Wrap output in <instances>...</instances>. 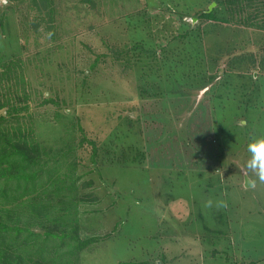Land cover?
Wrapping results in <instances>:
<instances>
[{"label": "rangeland", "instance_id": "obj_1", "mask_svg": "<svg viewBox=\"0 0 264 264\" xmlns=\"http://www.w3.org/2000/svg\"><path fill=\"white\" fill-rule=\"evenodd\" d=\"M54 1L51 21L41 0H0V58L24 59L41 140L61 128L46 98L82 116L77 173L96 201L80 205L79 235L99 238L72 259L264 264V184L245 167L264 135V30L201 18L207 0ZM137 41L166 50L143 69Z\"/></svg>", "mask_w": 264, "mask_h": 264}, {"label": "trees", "instance_id": "obj_2", "mask_svg": "<svg viewBox=\"0 0 264 264\" xmlns=\"http://www.w3.org/2000/svg\"><path fill=\"white\" fill-rule=\"evenodd\" d=\"M41 1L40 10L54 20L55 1ZM207 1L216 4L212 10L203 9L198 14L201 18L264 30V0ZM130 48L136 51L134 62L143 69L158 60V51L166 50L148 47L143 41ZM115 53L121 55L120 50ZM100 59L97 56L92 67ZM25 69L20 56L0 58V264H78L72 258L99 238L79 235L80 205L96 201L92 193H81V187L91 185L82 183L83 174L77 173L79 149L88 137L82 116L67 113L61 99L46 98L43 103L58 108L55 124L61 128L58 137L41 140ZM139 89L142 96L154 93L145 85ZM89 141L96 159L100 147ZM67 238L76 244L67 243ZM65 243L75 247L62 252Z\"/></svg>", "mask_w": 264, "mask_h": 264}, {"label": "clouds", "instance_id": "obj_3", "mask_svg": "<svg viewBox=\"0 0 264 264\" xmlns=\"http://www.w3.org/2000/svg\"><path fill=\"white\" fill-rule=\"evenodd\" d=\"M248 159L245 162L246 169L252 173L259 183L264 184V135L253 137L247 144ZM204 209L220 210L227 207V203L221 199L208 198L203 201Z\"/></svg>", "mask_w": 264, "mask_h": 264}, {"label": "water", "instance_id": "obj_4", "mask_svg": "<svg viewBox=\"0 0 264 264\" xmlns=\"http://www.w3.org/2000/svg\"><path fill=\"white\" fill-rule=\"evenodd\" d=\"M215 2H213L210 6H209V10H212L213 6H215ZM246 186H251V180L249 179L248 176H246Z\"/></svg>", "mask_w": 264, "mask_h": 264}]
</instances>
